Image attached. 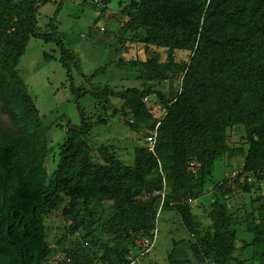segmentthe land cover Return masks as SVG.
Returning <instances> with one entry per match:
<instances>
[{
	"label": "rangeland",
	"instance_id": "rangeland-1",
	"mask_svg": "<svg viewBox=\"0 0 264 264\" xmlns=\"http://www.w3.org/2000/svg\"><path fill=\"white\" fill-rule=\"evenodd\" d=\"M143 1L67 0L55 17V2L37 10V30L55 29L74 55L71 84L51 42L30 38L15 67L46 128L47 182L57 170L67 127L81 126L77 96L93 121L89 134L79 133L70 164L76 166L85 157L94 172L93 185L103 191L88 204L85 227L72 233L73 198L63 188L55 190L41 212L47 248L41 263L120 264L153 233L155 243L138 264H218L210 220L211 204L218 202L229 214L235 235L234 260L224 264H264V158L252 146L258 139L244 123L225 128L231 153L213 160L196 153L189 169L176 170L170 145L158 139L167 109L156 96L93 94L105 85L115 91L152 88L172 103L183 89L208 0H159L142 9ZM261 12L264 26V4ZM17 19L0 8V34L12 35ZM161 24L169 25L182 46L154 38ZM229 40L228 34L215 43ZM212 48L215 54L225 50ZM256 54L252 70L243 75L228 65L206 73V82L220 94L215 106L205 108L207 119L237 109L264 127V48ZM190 78L196 81L195 74ZM12 111V103L0 100V127L16 131Z\"/></svg>",
	"mask_w": 264,
	"mask_h": 264
},
{
	"label": "trees",
	"instance_id": "trees-1",
	"mask_svg": "<svg viewBox=\"0 0 264 264\" xmlns=\"http://www.w3.org/2000/svg\"><path fill=\"white\" fill-rule=\"evenodd\" d=\"M65 1L67 0H19L16 3H0L1 10L6 13L14 12L18 18L12 35L0 34V100L6 99L12 103V114L18 126L16 131L0 127V264H20V250L24 264H42L47 248L41 212L51 201L57 188L65 189L73 198L72 233L85 227L88 204L103 195V191L92 183L94 172L85 157L76 166L70 164L78 149L79 133L89 134L93 121L84 114L77 96L75 104L80 114L81 126L67 127V141L62 147L57 170L47 182V172L43 165V159L48 153L46 128L33 98L15 72L29 39H41L46 43H54L59 49V62L66 70L71 84L69 62L74 60L73 53L56 35L55 29L42 33L36 28V13L42 5L55 2V17ZM158 2L159 0L143 1L141 7L147 9ZM262 4L264 0H208L191 64L183 80V89L172 103L161 91L152 88L115 91L105 85L103 89L95 90L94 96H156L167 109L166 118L159 126L158 139L170 145V156L175 161L173 163L176 170L184 166L186 170L189 169V162L191 158L197 157L196 153L211 160L231 153L225 143L224 132L226 127L235 123H244L249 135L258 139V144L252 143V146L264 158V127L251 123L237 109H232L226 115L215 114L210 119L206 118L204 112L207 106H215L220 97V94H214L211 84L206 82V73H212L221 65H228L243 75L252 70L256 53L264 48V26L260 20ZM168 26H157L154 38H160L164 44L168 42L175 47L182 46V41ZM228 34L230 40L225 45L224 41L220 45L215 43ZM213 46L225 50L215 54L211 50ZM239 52H243L244 57H240ZM192 74L196 75L195 82H191ZM261 219L264 234V212ZM210 220L215 231L211 245L216 262L224 264L234 260L232 254L235 235L230 229V216L222 204H211ZM7 225L10 226L8 234L13 243L5 236ZM126 257L120 264L126 263ZM236 264L244 263L236 260Z\"/></svg>",
	"mask_w": 264,
	"mask_h": 264
},
{
	"label": "built area",
	"instance_id": "built-area-1",
	"mask_svg": "<svg viewBox=\"0 0 264 264\" xmlns=\"http://www.w3.org/2000/svg\"><path fill=\"white\" fill-rule=\"evenodd\" d=\"M148 141L153 144L154 139L153 137H149ZM190 164V162H189ZM156 240V235H154L153 233H151L149 236L144 237L141 241V244L139 245V249L128 255L126 257V263L125 264H138L140 262V260L145 257L152 249L154 243Z\"/></svg>",
	"mask_w": 264,
	"mask_h": 264
},
{
	"label": "water",
	"instance_id": "water-1",
	"mask_svg": "<svg viewBox=\"0 0 264 264\" xmlns=\"http://www.w3.org/2000/svg\"><path fill=\"white\" fill-rule=\"evenodd\" d=\"M9 228H10V226L7 225V227H6V231H5V236H6V238H7V240H8L9 242L13 243V240L9 238V234H8ZM19 256H20V264H24V259H23V255H22L21 250H20V252H19Z\"/></svg>",
	"mask_w": 264,
	"mask_h": 264
},
{
	"label": "crops",
	"instance_id": "crops-1",
	"mask_svg": "<svg viewBox=\"0 0 264 264\" xmlns=\"http://www.w3.org/2000/svg\"><path fill=\"white\" fill-rule=\"evenodd\" d=\"M60 11V10H59Z\"/></svg>",
	"mask_w": 264,
	"mask_h": 264
}]
</instances>
